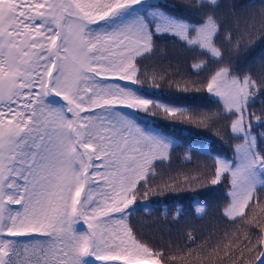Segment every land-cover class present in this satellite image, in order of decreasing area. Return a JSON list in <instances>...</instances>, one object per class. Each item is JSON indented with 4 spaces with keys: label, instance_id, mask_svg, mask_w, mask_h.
<instances>
[{
    "label": "snow or ice",
    "instance_id": "obj_1",
    "mask_svg": "<svg viewBox=\"0 0 264 264\" xmlns=\"http://www.w3.org/2000/svg\"><path fill=\"white\" fill-rule=\"evenodd\" d=\"M221 7L219 0H0V264L175 261L130 219L174 151L150 117L208 130L223 124L232 156H211L204 173L209 186L226 189L222 214L246 221V209L264 204V132L254 127L264 128V116L249 112L264 93V72L239 69L229 55L264 39V0L245 6L259 30L246 26L239 37ZM161 39L192 54L196 78L147 69ZM164 87L205 93L208 102L193 109L153 98Z\"/></svg>",
    "mask_w": 264,
    "mask_h": 264
},
{
    "label": "trees",
    "instance_id": "obj_2",
    "mask_svg": "<svg viewBox=\"0 0 264 264\" xmlns=\"http://www.w3.org/2000/svg\"><path fill=\"white\" fill-rule=\"evenodd\" d=\"M219 2L222 5L220 15L238 37L244 34L246 26L254 25V30H259V19H249L245 6L259 7L260 0ZM158 44L160 51L145 61L148 70L169 75L180 72L185 76H192L197 71L190 67L192 54L181 44L170 39H161ZM229 55L233 66L239 69L253 74L264 72V39L259 36L246 47L242 44L238 51H230ZM211 70L210 67L200 78ZM153 98L193 109L208 102L205 93H180L167 87L153 94ZM249 112L264 116V93L257 94L252 100ZM149 120L154 121L153 127L174 140V151L171 162L166 161L157 168L159 178L150 185L153 191L147 197H138L136 210L130 218L133 226L154 245L172 250L170 255L177 256V259L169 260L167 264H206L200 258H206L211 264H261L264 244L258 240L264 230V204L246 209V221L232 222L222 214L226 189L209 186L204 176L212 167L211 156H232L233 141L223 130V124L208 130L180 121L168 123L161 116ZM254 127L258 133L264 132V128L255 123ZM217 131L221 135H217ZM198 207L205 210L199 212ZM78 228L88 230L83 223ZM189 234L194 237V243ZM185 253L192 255L186 256Z\"/></svg>",
    "mask_w": 264,
    "mask_h": 264
}]
</instances>
